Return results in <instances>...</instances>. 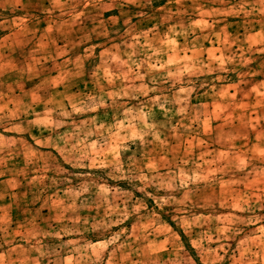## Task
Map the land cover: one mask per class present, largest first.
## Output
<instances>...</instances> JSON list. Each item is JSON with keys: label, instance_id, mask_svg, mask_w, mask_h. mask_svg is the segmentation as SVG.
Wrapping results in <instances>:
<instances>
[{"label": "rangeland", "instance_id": "obj_1", "mask_svg": "<svg viewBox=\"0 0 264 264\" xmlns=\"http://www.w3.org/2000/svg\"><path fill=\"white\" fill-rule=\"evenodd\" d=\"M0 264H264V0H0Z\"/></svg>", "mask_w": 264, "mask_h": 264}]
</instances>
